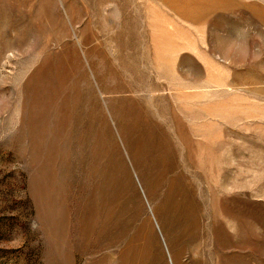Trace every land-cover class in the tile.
<instances>
[{"label":"rangeland","instance_id":"obj_1","mask_svg":"<svg viewBox=\"0 0 264 264\" xmlns=\"http://www.w3.org/2000/svg\"><path fill=\"white\" fill-rule=\"evenodd\" d=\"M0 264H264V0H0Z\"/></svg>","mask_w":264,"mask_h":264}]
</instances>
